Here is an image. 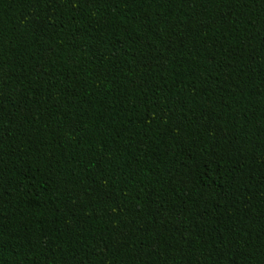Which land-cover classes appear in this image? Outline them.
<instances>
[{
	"label": "trees",
	"instance_id": "trees-1",
	"mask_svg": "<svg viewBox=\"0 0 264 264\" xmlns=\"http://www.w3.org/2000/svg\"><path fill=\"white\" fill-rule=\"evenodd\" d=\"M0 264H264V0H0Z\"/></svg>",
	"mask_w": 264,
	"mask_h": 264
}]
</instances>
